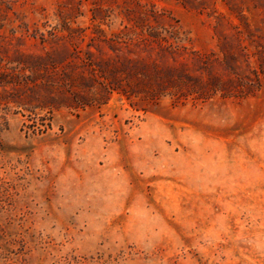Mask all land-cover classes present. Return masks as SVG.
Listing matches in <instances>:
<instances>
[{
  "label": "rangeland",
  "instance_id": "rangeland-1",
  "mask_svg": "<svg viewBox=\"0 0 264 264\" xmlns=\"http://www.w3.org/2000/svg\"><path fill=\"white\" fill-rule=\"evenodd\" d=\"M0 264H264V0H0Z\"/></svg>",
  "mask_w": 264,
  "mask_h": 264
}]
</instances>
